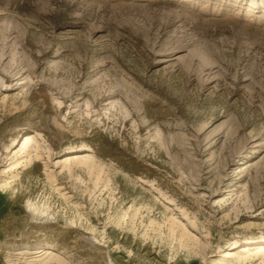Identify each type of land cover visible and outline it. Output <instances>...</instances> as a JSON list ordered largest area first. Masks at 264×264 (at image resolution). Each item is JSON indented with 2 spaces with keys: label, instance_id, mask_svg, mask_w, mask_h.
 <instances>
[{
  "label": "rangeland",
  "instance_id": "obj_1",
  "mask_svg": "<svg viewBox=\"0 0 264 264\" xmlns=\"http://www.w3.org/2000/svg\"><path fill=\"white\" fill-rule=\"evenodd\" d=\"M249 1L0 0V264H50V247L66 264H264L223 258L264 238ZM31 131L46 150L27 162Z\"/></svg>",
  "mask_w": 264,
  "mask_h": 264
},
{
  "label": "bare ground",
  "instance_id": "obj_2",
  "mask_svg": "<svg viewBox=\"0 0 264 264\" xmlns=\"http://www.w3.org/2000/svg\"><path fill=\"white\" fill-rule=\"evenodd\" d=\"M256 0H251L249 1V7H253L255 6ZM20 144V147L18 149V151H16L14 153V156H20L22 158H25L28 161H32L34 159H37L38 157L40 158L41 156V152L46 150V145L44 144L43 140H42V136L38 131H31L30 133L24 134L22 135L19 140L17 139L15 142V147L18 146ZM92 150L91 149H86L84 148H80L79 150H76L74 148H70L68 150V152L64 155V156H71V155H77V154H87L85 155L86 157L91 156L90 154H92ZM85 162H88V158H84ZM82 158L79 157H74V158H65L62 161H59V163H61L63 166L68 164L70 161H78L79 163L84 161ZM87 164V163H86ZM92 164V163H91ZM89 165V164H88ZM90 166V165H89ZM161 199L160 195L157 196L156 195V200L159 201ZM166 205L171 206L174 205V202L172 199H168L166 202ZM27 208L28 210L31 212V214L34 216H38V217H45L47 218L48 216H50L51 214L48 212L49 207L48 206H44V204L39 205L38 202H33L28 200L27 201ZM180 212L182 214H184V212L182 211V209H180ZM172 226L175 227V219L173 217H169L167 218ZM153 222V221H151ZM168 222V221H167ZM89 231L92 233V238L97 241L96 237L94 236L95 233V228L92 226L90 228H88ZM180 239L184 240L187 238V234L185 232H180ZM252 246H254V251ZM252 248V249H251ZM53 250L51 247L47 249V251L45 252L47 256H49L51 261L50 264H66L64 263L63 259H61V257L57 256L56 254H53ZM232 250V249H231ZM43 250H37V253H41ZM236 253V252H235ZM234 252H225V254L223 255L224 260L226 261H237V262H245L247 260H252L255 257H258L260 259H264V238L261 239H246L245 243L243 245L240 246V250L238 251V253L235 254ZM61 253H58V255Z\"/></svg>",
  "mask_w": 264,
  "mask_h": 264
}]
</instances>
